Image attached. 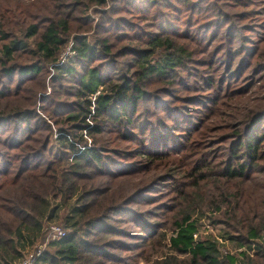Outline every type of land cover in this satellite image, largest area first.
Listing matches in <instances>:
<instances>
[{
    "label": "trees",
    "instance_id": "trees-1",
    "mask_svg": "<svg viewBox=\"0 0 264 264\" xmlns=\"http://www.w3.org/2000/svg\"><path fill=\"white\" fill-rule=\"evenodd\" d=\"M92 4L103 6L92 38L72 36L74 55L59 62L73 24L90 26L78 12ZM0 5V264L26 256L49 199L47 216L58 215L65 234L49 239L32 264H136L159 213L174 208L179 221L197 209L220 211L221 236L245 249L239 258L222 254L216 240L180 227L170 237L179 253L152 264H264V93L228 104L244 93L228 79L246 67L261 73L264 89V0ZM222 84V96L204 95V85ZM175 90L204 96L190 98L204 107L199 121L178 108ZM169 126L187 141L210 132L225 142L217 172L204 153L186 170L153 166L190 146ZM121 141L135 145L121 149ZM147 170L149 178L137 177Z\"/></svg>",
    "mask_w": 264,
    "mask_h": 264
},
{
    "label": "rangeland",
    "instance_id": "rangeland-1",
    "mask_svg": "<svg viewBox=\"0 0 264 264\" xmlns=\"http://www.w3.org/2000/svg\"><path fill=\"white\" fill-rule=\"evenodd\" d=\"M260 3H261L260 1L255 2L253 7H258ZM22 7L26 9L27 5L24 4ZM87 7L88 8L85 10V12H78V15H83V16L86 15L87 17H89L90 26L87 28L86 26L81 25L78 22H75L73 24L74 26L71 30L70 36L67 38L63 48L59 51L57 55V60L59 61L63 60L61 61V63L67 61L70 56L74 55V51L72 50V46H73L72 36H75L77 34H86L90 39L92 38L91 34L96 27V23L100 20L101 13L99 12V10H101L103 6L92 4L91 6H87ZM1 9H5V8L2 5H0V10ZM198 56H202V55H198ZM49 66H50L49 71L47 72V75L45 77V84L47 87L46 93H48L51 90V85L49 81L52 78L51 74L53 72L52 71L53 69L51 67V64ZM194 71L197 72L198 70L194 69ZM208 71L209 73L212 72L210 70ZM253 71H254L253 67H246L240 72L241 75L237 76L235 80L229 81L228 79L229 85L236 87L239 86L238 89L244 90L243 95L240 98H238L239 101L233 100L232 103H228L230 104L231 107H234L235 105H239V107H241L243 102L246 104L251 103L255 99L256 95L261 96L264 93V89L259 86L262 81V79L260 78L261 73L259 71L256 73ZM221 77L222 79L225 78V74L222 75ZM200 81L201 78H199L198 82ZM203 82L204 81H201L200 83ZM205 82L203 84H205ZM215 87H217L216 83H215ZM225 87L226 84L225 85L222 84L221 88L207 89V87L204 85L203 93L206 96H212L216 93L222 96ZM159 89H161V87L158 83L156 91H158ZM174 92L179 93L177 97H180L181 99L180 101L175 102L178 108L180 109L182 108L184 112H187L190 116H193V118L196 121L197 120L199 121L198 117L202 116L204 107L201 104H196L190 98L192 95L196 97H204V96H201L193 91H188V90L186 91L175 90ZM40 94H42V91H38L36 93L38 98ZM234 110L235 109L233 110L230 109L228 110V112ZM168 128L175 135L183 139V141L180 143H182L184 146L186 145L188 146L190 145V146L188 147L186 154L168 155L169 156L168 158H162L163 162L158 160L153 164V166H157L162 171H167L168 167L175 170H178L180 168H184L186 170L190 164V162H188L189 159L195 158L196 155L198 157L199 153L205 154L201 156L203 157V160L206 159L207 162L220 160L221 158L220 153L222 151L221 147L225 145V142H215L217 141L216 139H218L217 136H213V134H209L210 132H206V137L204 139L200 138L199 136H193L189 141H187L186 136L183 133L184 130H177L171 126H169ZM191 129L192 128L188 130L191 131ZM147 139H149L148 136ZM213 141L215 143H213ZM121 143L122 146L120 148L125 150L128 149V147H133L135 145L134 143L127 141H121ZM217 161L214 162L213 165H211L212 168H210V171L215 173L217 172V168L215 166ZM152 173H153L152 170H147L145 172H140L139 174H137V177L142 179H147L152 175ZM182 179L186 180L185 177ZM49 202L50 203L47 206L46 211H44L43 213L42 228L41 231L37 234L34 245L26 246L25 248H23L21 250L22 255H28L30 252L34 253L36 250L38 249L41 250L45 247L48 241L46 238L47 225L52 223L63 226L58 215H55L52 218L47 216L48 211L55 204V201H53L52 199H49ZM176 211L177 209L174 208L172 214L171 212H168L166 214V217L164 216L165 212L162 211L161 213H159L160 218L157 219L158 222L154 227V235L152 236L149 235L150 237L147 239L145 238L141 243L139 248L140 256L137 257L136 264H152V261H154L155 259H159L164 256L166 257L169 254H174V255L178 254L179 252H177L170 243V237L172 235H175L180 227L186 228L191 233H196L197 234L196 238L199 239L209 238L211 240L213 239L216 240L218 248L222 254H224L225 252L228 253L230 252V253H234L237 256V258H239V254L241 253V251L245 249L243 246L239 247L236 244V240H227L221 236V234L223 233L224 225L221 222H219V220H217V219H221L220 211H217L214 208H209V209L206 208L204 209V211H199L197 209L186 215L181 221L176 220V216H177ZM169 218H171V221L169 220ZM154 219L156 220V218Z\"/></svg>",
    "mask_w": 264,
    "mask_h": 264
},
{
    "label": "built area",
    "instance_id": "built-area-1",
    "mask_svg": "<svg viewBox=\"0 0 264 264\" xmlns=\"http://www.w3.org/2000/svg\"><path fill=\"white\" fill-rule=\"evenodd\" d=\"M61 61H63V60H60L59 62H61ZM46 230H47V235H46L47 240L55 239V238H58V237L65 234V228H63L61 225H57V224L50 223L49 225H47ZM192 236L194 239H197L196 233H192ZM39 250L40 249L36 250L34 253H32V252L29 253L24 258H22L20 261H18L16 264H32V261H33L35 255L38 254Z\"/></svg>",
    "mask_w": 264,
    "mask_h": 264
}]
</instances>
